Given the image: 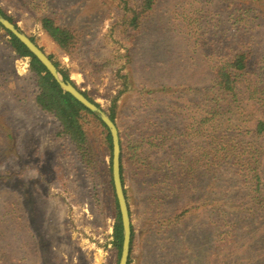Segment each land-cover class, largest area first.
Wrapping results in <instances>:
<instances>
[{
    "label": "rangeland",
    "instance_id": "374dc122",
    "mask_svg": "<svg viewBox=\"0 0 264 264\" xmlns=\"http://www.w3.org/2000/svg\"><path fill=\"white\" fill-rule=\"evenodd\" d=\"M117 5L0 0L78 89L107 114L115 101L135 234L129 264H264V134L251 133L264 116L263 20L255 26L256 13L234 0H156L132 30ZM44 15L77 35L70 55L42 31ZM8 38L0 26V264H118L105 130L82 113L81 157L35 103L30 59ZM237 47L252 53L232 101L213 75ZM251 140L261 147L258 191L244 165L252 157L241 152Z\"/></svg>",
    "mask_w": 264,
    "mask_h": 264
},
{
    "label": "trees",
    "instance_id": "16d2710c",
    "mask_svg": "<svg viewBox=\"0 0 264 264\" xmlns=\"http://www.w3.org/2000/svg\"><path fill=\"white\" fill-rule=\"evenodd\" d=\"M117 2V6L120 10V20H122L123 23L126 24L127 28L135 30L140 26L142 16L152 9L156 0H139L138 4L136 5L129 4L127 0H117ZM234 2L237 7L240 8V10L249 12L250 14L256 13L250 16L252 20L256 21L254 22L255 26L259 25L261 23V20H263L264 22V0H234ZM0 14L14 23L15 26H17L13 19L8 16L1 8ZM243 20L244 19L242 18V21ZM39 22L42 31L64 54L70 55L71 52L77 47L79 42L77 35L71 29L60 25L54 17L44 15L39 18ZM6 34L9 36L8 42L15 53L20 57H28L30 59L29 68L30 71L34 74L38 88L37 94L35 96V103L41 110L50 113L56 118L61 127V134L66 136L71 141L79 155L81 157L87 156V153L89 152V146L87 144V134L82 126L81 115L82 113L90 115L92 113L83 105H81L77 100H75L70 94L63 92L55 82V80L52 78V76L43 67V65L26 49V47L21 42H19V40L13 34L7 31ZM31 40L34 41L33 38H31ZM251 53L252 49L250 48L245 49L237 47L235 48V50L229 53L227 59L224 62H220L219 65H216L213 75V83L215 90L219 93L220 98L226 96L227 99H231L232 101L239 99L240 92L238 90L240 89V85H243L245 83V76L250 64ZM49 58L52 60L51 56H49ZM53 62L58 68V71L61 74L62 78L71 82L76 88H78L75 82L69 78L67 70L60 68L57 62ZM248 87L250 88L249 85ZM78 90L91 102L99 106V104L89 98L85 92L81 91L80 89ZM254 99H256V97H254ZM114 106L115 101L113 102L111 112H108V116L113 121ZM98 121L100 123V126L105 130V140L109 149V171H111V137L106 126L100 120ZM251 133L252 137H258L264 134V116L256 120L253 128H251ZM141 141L142 139H137L136 147H139V143ZM247 145L248 148H246V150H244L243 148L241 152L243 155L245 154L251 156L252 158L245 161L244 165L245 167L249 168V170H251L250 172L253 173L255 171L254 174H252L251 178L255 182L253 183V186L258 191L262 188L263 184H261L258 180L259 177L253 164L257 161L256 159L260 157L261 147L259 145L256 146L254 140H251V142H249V144ZM123 146L124 145L122 141H120V174L123 191L126 198L127 195L124 189L122 162L123 156H127V154L124 152ZM234 146L237 147V145ZM132 149L134 150V146ZM242 154L239 153L237 156H243ZM238 161L239 159L236 160V164H238ZM110 183L113 189L112 179ZM115 204L117 213L113 225L112 243L117 254V259H119L122 241V228L116 199ZM134 236L135 234L131 224V238L127 264L130 263V255L134 246Z\"/></svg>",
    "mask_w": 264,
    "mask_h": 264
},
{
    "label": "water",
    "instance_id": "95a60500",
    "mask_svg": "<svg viewBox=\"0 0 264 264\" xmlns=\"http://www.w3.org/2000/svg\"><path fill=\"white\" fill-rule=\"evenodd\" d=\"M0 26L7 32L13 34L19 42L43 65L46 71L52 76L63 92L70 94L75 100L95 115L107 128L111 137V179L115 199L118 206L120 223L122 228V241L118 264H127L129 257L131 222L129 209L123 191L120 174V140L117 126L108 114L86 98L71 82L64 80L49 56L31 38L22 32L18 26L0 14Z\"/></svg>",
    "mask_w": 264,
    "mask_h": 264
}]
</instances>
